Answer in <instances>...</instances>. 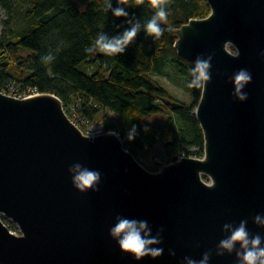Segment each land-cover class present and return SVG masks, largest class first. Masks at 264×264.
I'll use <instances>...</instances> for the list:
<instances>
[{"label": "water", "instance_id": "95a60500", "mask_svg": "<svg viewBox=\"0 0 264 264\" xmlns=\"http://www.w3.org/2000/svg\"><path fill=\"white\" fill-rule=\"evenodd\" d=\"M204 1L212 14L174 30L173 45L189 63L213 56L194 109L202 158L174 157L152 173L114 135L84 136L53 94L0 92V264H183L206 251L209 264H239L238 244L216 254L230 234L223 225L247 220L250 234L264 236L252 219L264 214V0ZM241 68L252 76L244 102L230 82ZM75 162L100 171L97 191L72 187ZM117 216L148 220L153 235L163 228V254L135 261L122 252L108 236Z\"/></svg>", "mask_w": 264, "mask_h": 264}, {"label": "trees", "instance_id": "16d2710c", "mask_svg": "<svg viewBox=\"0 0 264 264\" xmlns=\"http://www.w3.org/2000/svg\"><path fill=\"white\" fill-rule=\"evenodd\" d=\"M119 3L112 0V7ZM105 4L106 0H0V14L6 15L0 20V92L11 86L36 88L40 94L56 96L67 115L73 107L91 121H107V114H113L125 135L124 148L138 162L157 148L167 163L181 155L202 158L204 139L194 114L201 89L187 87L192 64L179 57L173 45L174 30L209 15L206 2L165 0L169 16L163 35L154 38L142 29L117 56L94 45L98 33L111 36L127 27L126 18L113 17ZM151 5L152 0H128L124 6L129 17L144 24L156 11ZM50 52L55 59L46 64L42 57ZM80 63L94 66V71H80ZM154 76L182 88L191 102L178 100ZM132 125L137 137L128 142ZM1 221L15 229L5 218Z\"/></svg>", "mask_w": 264, "mask_h": 264}, {"label": "clouds", "instance_id": "9594fccd", "mask_svg": "<svg viewBox=\"0 0 264 264\" xmlns=\"http://www.w3.org/2000/svg\"><path fill=\"white\" fill-rule=\"evenodd\" d=\"M127 3L128 0H120V3L113 8L112 0H106L105 11H111L113 17L126 18L124 24L127 25L123 31L115 35L109 36L104 32L97 34L94 45L100 52L106 55L117 56L118 54H123L125 49L132 43L142 29L147 36L154 38L161 37L165 31L163 25L168 23L169 16L165 0H152L151 6L156 11L144 24L135 16L129 17L127 7L124 6ZM137 3H143V0H137ZM116 27L119 28L120 25ZM224 47L232 58L239 57L240 50L232 41H226ZM259 55L264 57V51H261ZM54 59L55 57L51 52L42 57L43 62L46 64L51 63ZM212 59L213 56L209 54L207 56H197L191 62L192 66L188 69L190 74V79L187 82L188 88H205L211 79L210 69ZM251 79V73L244 68L239 69L230 78V82L233 85L232 95L239 102L247 100L248 93L243 91V89L251 82ZM143 131L147 132L148 128L145 127ZM110 134L116 135L117 139L120 138L117 132L112 131ZM136 137L137 129L135 125H132L127 131L126 140L132 142ZM67 173L70 177L71 185L76 191L80 193L89 190L93 192L97 191V186L101 180L99 170L75 162L68 167ZM214 185L215 181L211 180L208 186L214 187ZM252 219L254 224L264 227V214H257ZM247 223V220H241L235 228L230 224L223 225V229L230 234L219 241L216 246V254L218 256H223L226 253L230 254L238 244L239 251L236 252V256L239 264H264V236L259 233L250 234ZM162 232L163 228L158 229L157 233L153 235L152 227L146 219L137 220L117 216L115 222L109 228L108 236L122 252L129 254L135 261H141L145 257L156 258L163 254L164 249L159 247L163 242L161 237ZM168 255L175 256V252L169 249ZM210 259L211 253L206 251L202 254L199 261L185 256L183 258V264H209Z\"/></svg>", "mask_w": 264, "mask_h": 264}, {"label": "built area", "instance_id": "2783aa9c", "mask_svg": "<svg viewBox=\"0 0 264 264\" xmlns=\"http://www.w3.org/2000/svg\"><path fill=\"white\" fill-rule=\"evenodd\" d=\"M7 90L8 92L4 91L2 93L18 99H26L39 94L36 88L21 89L20 87L11 86L8 87ZM67 117L69 118L71 123L76 128H78L84 136L93 138L103 134H110V132L112 131L119 133L120 138L118 140L121 142L124 148L125 135L122 132V130L118 126H116L110 119H108L107 121L104 120L91 121L89 119L82 117L81 114L73 107L70 108V112L68 113ZM114 137H116V135H114ZM124 150L128 151L125 148Z\"/></svg>", "mask_w": 264, "mask_h": 264}, {"label": "rangeland", "instance_id": "374dc122", "mask_svg": "<svg viewBox=\"0 0 264 264\" xmlns=\"http://www.w3.org/2000/svg\"><path fill=\"white\" fill-rule=\"evenodd\" d=\"M6 18V15L1 12L0 14V20H4ZM2 31V24L0 22V32ZM78 69L86 74H90L94 71V66H88L84 63H80L78 65ZM155 79H157L161 85H163L168 91H170L178 100L185 102L189 104L191 102V98L187 92H185L182 88L174 85L171 81H169L165 77L160 76H154ZM2 93V92H1ZM40 94V93H39ZM107 117L114 123L118 124V119L111 113L107 114ZM185 156H180L178 158H182ZM190 158H196L194 156H191ZM167 157L163 154L160 148H157L154 152L149 154L147 157L142 158L139 163L142 167H144L147 171L155 173L158 172L161 167L169 164L167 163ZM172 160L170 161V163ZM157 169V170H156Z\"/></svg>", "mask_w": 264, "mask_h": 264}]
</instances>
